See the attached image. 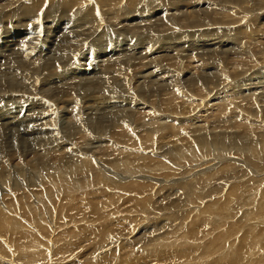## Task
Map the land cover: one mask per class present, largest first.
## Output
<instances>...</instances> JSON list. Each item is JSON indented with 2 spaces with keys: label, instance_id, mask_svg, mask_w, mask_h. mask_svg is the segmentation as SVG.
I'll list each match as a JSON object with an SVG mask.
<instances>
[{
  "label": "bare ground",
  "instance_id": "obj_1",
  "mask_svg": "<svg viewBox=\"0 0 264 264\" xmlns=\"http://www.w3.org/2000/svg\"><path fill=\"white\" fill-rule=\"evenodd\" d=\"M46 1L0 0V33L6 34L11 23L18 33L32 27L47 31L51 23L46 19L50 15L64 19L67 25L60 34L53 37L48 34L44 40L55 42L51 50H56L58 57L40 59L44 49L39 47L38 41V44L32 42L35 41L32 36L31 41L25 38L28 40L23 47L28 55L21 54L22 48L18 52L17 47L11 48L18 43L15 40L0 41L5 45L12 43L9 48L0 47L4 53V58L0 59V66L4 68L0 70V104L8 100L5 95L19 93L15 97L25 98L36 108L24 117L15 114L16 117L10 118L7 111L0 109L3 118L0 133L16 128L23 131L20 140L28 144V148L39 149L24 154L29 158L21 157L16 148L7 150L9 153L0 157V184L4 186L0 191H5L3 199L10 198L0 206V264H4V260L10 264H70L74 262H71L72 258L78 259L70 247L61 244L58 236V230L67 226L68 221L51 211L52 207L66 204L67 194H71L68 203L75 223L82 224L89 232L97 229L96 246L89 253L83 252L87 254L84 255L86 262L94 258L97 251L96 255H100L98 264H108L114 260L117 251L130 246L129 251H124L127 258L132 257L127 264H177L176 250L182 244L181 238L191 230L190 216L183 210L192 200L223 193L233 181H239L241 185L242 202L233 203L229 218H215V224H226L231 219L239 222L242 227L237 230L243 232L241 237L229 241L234 229L224 233L221 242L257 257L258 251L264 249V219L252 220L262 214L255 201L264 199V93L259 92L256 85L257 77L264 76V0H52L55 9L44 7ZM252 17L256 20V29L243 25ZM106 26L121 34L125 31L133 39L136 36L133 47L137 52L144 49L146 58L139 62L137 56L132 58L125 54L114 60L110 56V62L106 65L103 62L101 67V74L106 75L95 77L93 81L85 77L70 85L53 86V79L46 80L39 68L61 67L71 50L83 55V49L97 36L98 41L93 43L96 48L108 43ZM175 28L181 31L178 36L177 33L166 34ZM210 37L228 38L231 47L222 50L216 46L201 47ZM6 63L9 66L5 68ZM137 75L142 83L135 80ZM17 84L25 91H18ZM37 87L45 89L37 90ZM98 96H101L100 104L95 99ZM109 105L115 110L105 111L104 106ZM200 107H203L201 112ZM55 108L58 110L54 111ZM97 109L104 112L92 122L87 111L93 113ZM40 110L43 115H38ZM56 113H60V122L69 123L63 131L53 128ZM78 116L89 117L90 122L86 120L83 126H78ZM21 121L29 124L19 130ZM16 135H20L19 132ZM69 137H74V141L69 142ZM3 147L1 141L0 151ZM154 155L159 156V160L153 159ZM35 157L37 160L33 159ZM67 158H70L68 165ZM222 158L226 160L224 163ZM22 159L29 166V169H22L28 174L27 179H23L28 181V188L24 183L20 186V182L11 176L10 168L17 169ZM7 161L13 163L10 168ZM162 162L179 165L174 171L162 174L171 182L163 180L164 185L155 189L150 183L138 180L144 167L149 164L157 169L160 166L156 163ZM202 163H207L204 169L193 173L192 169ZM37 175L38 184L29 182L37 179ZM183 176L193 177L183 182L184 178L177 179ZM244 176L250 178L241 182ZM30 188L37 190L29 192ZM93 188L97 190L93 191ZM16 192H20L19 195H15ZM94 195L103 196L102 201L98 199L101 204L98 205ZM124 195L130 196L137 205L148 206L150 212L146 219L151 216L154 219L138 229L133 215L130 224H137L128 231L129 237H125L128 233H120L107 236V240L103 229L105 219H113L114 211L109 209ZM92 196L98 203L92 202L94 209L90 204L85 209L99 211L101 215L97 220L85 214L87 211L82 208L75 207L78 203L85 206ZM140 198L142 200L138 202ZM105 206L110 208L103 214L101 208ZM161 212L162 216L157 217ZM150 224L153 230H150ZM206 226L214 227V224ZM137 235L141 238H134ZM197 237H200V243H197ZM197 237L193 239V247L204 242V235L198 233ZM4 242L11 245L5 246ZM136 245H139V251L135 253ZM36 249H44L41 256L46 262L32 259L37 256ZM198 264L207 263L203 260Z\"/></svg>",
  "mask_w": 264,
  "mask_h": 264
},
{
  "label": "rangeland",
  "instance_id": "obj_2",
  "mask_svg": "<svg viewBox=\"0 0 264 264\" xmlns=\"http://www.w3.org/2000/svg\"><path fill=\"white\" fill-rule=\"evenodd\" d=\"M46 6L52 7L54 9L56 8V6L54 5L52 0H47L46 4L44 5V7H46ZM100 10L103 12L104 11L103 7ZM56 17H57V15H50L46 19V21L51 23V24L48 25L49 28H48L47 31H43V28L40 30V27L39 28L32 27V29L29 28V30H27V29H24V31L20 30L19 33H18V31L15 30L16 28H14V26L11 25L12 24L11 23L10 25H8V29H7V26H6V29H7V33L6 34H3L4 32L1 31L2 33H0L1 34L0 35V41H4V40L6 41L8 39H11L13 41L14 40L17 41L18 43L14 44V46L11 47V48H13V50H14V48L17 47L16 48L17 52H18V50L20 48H22V49H20V51L21 52L23 51L25 53H23V52L21 53L19 51V55H21V54L28 55V54H26L27 51H25L27 49H25L23 47L25 46L24 45L25 41L28 40V39H25V38H29V41H31L32 39H30V37L32 36V37L35 38V41H32V42H35L37 44L39 42L40 43V44H38L39 47H41V49H44V55L45 56L44 55H40L39 56L40 59L44 60V58H50V57L53 58V57H55L57 55V51L56 50L55 51L51 50V49H54V47H55L54 43L55 42L52 43L51 39L48 40V41H44V40H46V37H47L46 35L51 34L52 37H53V35L56 36V35L60 34L59 31H61V30L64 31L63 30L64 26H67L66 23L64 22V19H60V18L57 19ZM52 20H54V21H52ZM60 20H61V22H60ZM53 23H54V25H53ZM80 24H82V23H78L77 25H80ZM243 25H246L247 27H249L251 29H256V20H255L254 17H252L250 19H247L243 23ZM106 27H107V29H105V30H107V32L105 31L106 32V37H108L106 40L108 41V43L106 42V44H103L102 46H99V49L96 48L93 45L94 41H96V42L98 41V40H96V39H98V36H97V38L92 42V44H90V46L88 45L86 47L87 49L86 48L83 49V52H84L83 55H82V53L75 52L74 50H71V52H69L70 55H69L68 59L65 61V63L61 67L52 69L49 66H44V68H39V71L42 72V74L44 75L46 80L51 81V79H53L52 80V81H54L53 82V86H55L57 84L59 86V85H62V83L64 85H70L71 83H74L75 81H78V79H83L85 77H86V79H90V80L93 81L96 78L102 77V75L105 76L106 73L102 72L103 74H101V71H102L101 67H102V65L104 66V64H102V63L104 62L105 65H106L108 62H110L111 58H112V60H114V58L119 56L117 58V59H119L122 56H125V54H127L126 55L127 57L129 56V57H132V58H135L137 56L138 60H136V61H139V62L143 61L146 58L145 56H147V53L144 51V49H141L140 52H137L135 47H133V46H135V42L134 41H136V36H135V38H134L135 40H134L133 38H131L132 35L125 33V31H124V33L121 34L119 32V30H117L118 31L117 32L115 28L113 29L110 26H106ZM50 29H51V31H50ZM55 29H57L58 31L55 30ZM8 30H10V31H8ZM55 31L58 32V33H56ZM48 32H50V33H48ZM179 32H181L180 29H176L174 31L167 32L166 34L169 35V34H172V33H174V34L177 33L176 35L178 36ZM12 33H13V36H12ZM28 33H30V34H28ZM40 36H42V37H40ZM23 40H24V42H23ZM36 41H38V42H36ZM2 43H4V42H0V47L9 48L8 46H12L11 45L12 43L8 44V45L2 44ZM205 43L206 44H201V47H204V46L207 45V46L212 48V46H216L218 48V50H222L223 48L228 49V48L231 47L230 40L228 38H225V37H224V39L221 38V37H217V38H214V39L212 37H210L209 40L207 42H205ZM88 48H89V50H88ZM131 48H132V50H131ZM23 49H25V50H23ZM87 50L89 52H87ZM85 51H86V54H85ZM0 53H1L0 54V59H3L4 58V53H2L1 50H0ZM35 53L37 54L38 52L35 51ZM87 54H89V55H87ZM77 55H78V57H77ZM74 56H75V58H74ZM101 56H102V58H101ZM110 56H112V57L110 58ZM56 57H58V56H56ZM86 57H87V59H86ZM71 59L74 60V61H72ZM122 59H124V58H122ZM146 63H147V60H146ZM0 64H1V62H0ZM6 64L7 65L5 66V68L7 66H9L8 63H6ZM100 64H101V66H100ZM0 67H2V68H0V70L4 69L3 65L0 66ZM97 68H101V69H97ZM13 72H15V71H13ZM73 72H75L76 75ZM97 72H100V73H97ZM136 72L139 73L138 71H136ZM6 73H10V72L7 71ZM67 74H68L69 77H67ZM81 74H85V75L82 77ZM57 76H59V77H57ZM263 79H264V76L263 77L262 76L257 77V83L258 84L256 83L258 88H260V89H258V91L262 92V93H264V88H263L264 87V80ZM135 80H137L138 82H140V81L143 82V80L140 78L139 75L136 76ZM142 82H140V83H142ZM17 86L20 88V90H18V91H22V92L25 91L24 88H22L20 85L17 84ZM51 86H52V84H51ZM261 88H262V90H261ZM38 89H45V88L37 87V90ZM14 90H17V89H14ZM12 94H13L12 96L10 95V93L5 95L8 100H3L4 102L2 101L1 104H0V109H3L4 111H7V113H8L7 116H9V118H10V116L11 117H16V115H17L19 117H24V116H26V114H31L32 113V108L34 109L33 111H35L36 108H34V106L32 104H30L27 100H24L25 98H19V97L17 98V97H15L19 93H12ZM100 97L101 96H98V97L95 98V99H98L97 100V101H99L98 104H100V100H101ZM26 99H28V98H26ZM45 101H46V99L44 100V102ZM126 103L127 102H125L123 104L127 105ZM114 105H117V104H114ZM52 107L54 108L55 106H52ZM111 107H112V105L104 106V110L105 111L115 110V108H113V107L111 108ZM198 109L201 112L203 107H200ZM57 110H58V108L54 109V111H57ZM61 110H62V108H61ZM98 110L99 109H97V111H95L93 113H91L90 110L87 111L88 114H91V117H90L91 119L90 120H92V122L96 118L100 117L98 114L104 112V111H98ZM63 111L66 112L65 107H63ZM167 114H169V113H167ZM38 115H43V110H40L38 112ZM57 115H58V117H57ZM54 116L56 118L54 117L53 119H55V120L52 121L53 128L58 129L60 131H63L65 126H67L69 123L67 121L66 122H64V121L60 122V120H59L60 113L59 114L56 113ZM61 118L65 119V117L63 115L61 116ZM67 118H69V116ZM88 118L89 117L83 118V116H78V119H77V123L79 124L78 126H83V124H84V122L86 120L88 121L87 123H89L90 121L88 120ZM2 119L3 118L0 116V125L2 123V121H1ZM57 122H58V124H57ZM19 124H18V129L20 130V129L24 128L26 125H28L29 123H25V122L21 121ZM196 126H199V124H196ZM190 127L193 128V126H190ZM45 128H50V127L45 126ZM14 129L15 130L12 129L9 132L3 133L4 135L2 133H0V140L4 144L3 150L0 151V157H2V155L5 157V155L9 153V151H7V150L11 151L14 148H16L17 151H20L21 157L25 156L26 158H29V156H26L24 154L35 152L36 150H39V149L38 148H35V149L28 148L29 145L26 144V143H23V140H20V138L23 136V131L20 132V131L16 130V128H14ZM217 131H219V130H217ZM12 132H14V133H12ZM18 132H19L20 135H16V134H18ZM220 132H222V131H220ZM67 139H68L69 142L74 141V137H69ZM1 141H0V143H1ZM8 141H9V143H8ZM32 148H34V147H32ZM158 157L159 156H157V155L152 156L153 159L154 158H158ZM24 159H22V161L20 162V166L18 167L19 169L18 168L16 169V168H13V167L10 168L13 163L9 164L8 161H7V166H9V168L11 170V176L13 177V180L16 179L17 181H19L20 182L19 183L20 186H21V183L22 184L24 183V185L27 186V188H28V181H24L23 180L24 178H26V176L28 174H24V172H22V169H25V168L29 169V166L27 165V163L24 162ZM33 159L37 160V157H35ZM222 159H223V163H224V161H226V160H225V158H222ZM1 160L2 159H0V161ZM158 160H159V158H158ZM67 161L68 162H66V165H68L67 163L70 164V158H67ZM198 163H201V162L199 161ZM156 164L159 165L160 168L156 169V168L153 167V165H149V164L146 167H144L142 173L140 174V179H138V180H142L145 183H150L153 188L159 189L160 187H162L164 185V182H162L163 180H165V181L167 180V182L168 181L171 182V179L163 178L162 174H164V173L167 174L169 170L174 171L176 168H178L179 165L178 166H171V165H169L167 163H163V162L162 163H156ZM206 165H207V163H202L201 166L193 168L192 169L193 173H196L197 171L202 170L201 168L205 167ZM189 166H191V164H189ZM217 167H219V165ZM28 171L30 172L31 170H28ZM20 172H22L23 175ZM203 172H206V169ZM51 174H52V172H51ZM256 176H254V177H256ZM192 177L193 176H189V177H187V176L184 177L183 176V177H178V178L175 177V178H177V179L184 178V179L181 180L183 182L184 180H189ZM245 178H250V176H246V177L244 176V178L241 179V182L247 180ZM131 180H133V179H129L128 181H131ZM0 181H1V179H0ZM29 182H34L35 184H38L39 183L38 175H37V179L36 178L30 179ZM102 186L103 185H101V187ZM3 187L4 186L2 184H0V189H2ZM96 188L95 189L93 188L92 190L96 191L97 190ZM31 190L36 191L37 188H33V189L30 188L29 192H31ZM241 190H242V188H241V185H240L239 181H233V182H231V184H229L227 187H225V189L223 190V193L218 192V193L214 194L212 197H201V198H198L196 200L190 201V203L187 205V209L183 210V212L184 211L188 212V214L190 216V219H191L190 228H191V230L187 231L186 234H185L186 236H183L181 238L182 244L176 250V254H177L178 258H179V260L177 261V264H198V261H203V260H205V262L207 264H264V258H262V256H264V249H260L259 250L257 248V250H259L258 251L259 254L257 253V257H254V255L251 254L249 251H244L241 248H238L237 246L233 247V246L228 245L227 243L221 242V238L224 235V233H226L228 231H232L234 229H236L235 232H234V235L231 233V239L229 241L232 242L234 240H238L241 237L240 235L243 232L237 230V228H241L242 227V225H240L239 222L234 221V220L231 219L226 224H215V218H229L228 213H229V210L231 209V205L233 203L242 202L241 201ZM87 191L88 190H86L85 192H87ZM111 191H113V190H110V192ZM114 192L116 194V191H113L112 193H114ZM4 193H5V191H3V190L0 191V200H1L0 206L2 205L3 201H4V203H7V201L10 199L9 197H7V199L6 198L3 199V194ZM16 193L17 194H15V195H19L18 193H20V192H16ZM94 196H96L95 198H97L96 199L97 201H98V199L99 200L100 199L103 200V196H97V195H94ZM94 196H92L89 199H87V204L88 205L86 204L85 206L82 207L81 204L78 203V204L75 205V207L77 209L82 208V210H84V212L87 211L85 214H87L89 217H91V216L92 217H96L95 220H97V217H100V215H101L99 211L93 212L94 211L93 210V211L89 212V210L85 209V208H87L89 206V204H90L91 209L95 206L93 203L96 204V203L99 202L98 205L101 204L100 201H102V200H100L98 202L97 201L95 202L94 201V199H95ZM65 197H66V204L63 207H59V206L52 207L51 211L53 213H55L56 215L62 217L63 219H66V221H68V223H69L67 226H65L63 228H60L58 230V236L60 237L61 244H63V246L70 247V251H72L75 254V255L73 254L74 257H78V259L76 258L77 260L76 259L74 260V258H72L71 262H73V261L74 262L70 263V264H98L100 262V255L99 256L96 255V254H98L97 251L94 254V258H92L90 261L86 262L84 260L86 258V256H87L86 253H89L91 251V249H94V247L97 244V238H96L97 229L92 230V231L89 232V231L84 229L82 224L75 223V221H76L75 220V216L73 214L71 206L68 203L69 199L71 197V194H67ZM98 197H102V198H98ZM80 198H81V196H80ZM85 198H87V196ZM91 198H93V199L91 200ZM124 198H125V200H124ZM124 198L121 201L120 200L117 201L115 203V206H113L112 208L109 207L110 209L107 208L106 206L101 208V211L103 212V214L107 213L109 210H112V212L114 211L113 212L114 215L111 216V217H113L114 220L113 219H108V220L105 219V222H104L103 229H105V231H106V237L107 236L113 237L114 235L118 236V234H120V233H122L123 235L128 233V235H126L125 237H127V236L129 237V232L128 231L132 230L133 228H135V226H136L135 224L138 223L137 225H138V229H139L140 227H143V225L146 226L148 223H150V221H153V219H154L153 218L154 216H151L150 218L146 219V216L150 212V209L148 210V208H149L148 206L137 205L135 200H130L131 197L127 196V195H124ZM16 199H17V197H16ZM141 200H142V198L138 199V202H141ZM89 201H91V202L88 203ZM246 202H247V199H246ZM256 203L259 205V208L262 210V214L256 215L252 220L264 219V199H257L255 201V204ZM146 208H147V210H146ZM253 208L254 207H250V209H253ZM107 209H109V210L107 211ZM243 209H246V208H243ZM179 212H181V211H179ZM91 213H93V215ZM162 213L163 212L160 213V216L159 215L158 216L155 215V216L161 217ZM133 215L135 216V219H136L137 223L135 222L134 224H130L131 223L130 218L131 217L134 218ZM140 216L142 217V221L139 218ZM127 219H129V220L127 221ZM125 220L127 221V223H126ZM39 223H41V222L39 221ZM140 223H141L142 226L140 225ZM42 224L44 225V223H42ZM63 224H65V223H63ZM102 224H103V221H102ZM207 224H214V227H212V226L207 227L206 226ZM153 229H154V227L151 225L150 226V230H153ZM245 229H248V226ZM66 231H69V232L67 234H65L64 232H66ZM141 232L142 231H140V234H141ZM110 233H111V235H110ZM198 233H199V235L200 234L204 235V237H203L204 242H203V244L201 242V244L198 245L197 247H193L192 246L193 239H195L198 236ZM139 235H137V236H139ZM137 236H135L134 238H141L140 236L139 237H137ZM200 237L196 238L198 240L197 243H200V241H199ZM106 239L109 240L108 237ZM145 244L147 245V243H145ZM3 245H5V246L8 245L9 246L11 244L10 243L8 244V242H4ZM173 245L174 246H178L176 244H172V246ZM148 247H150V246H148ZM97 248H100V247H97ZM12 249L17 251L16 247H13ZM129 250H130V246H127L124 251H129ZM124 251L123 250L117 251L115 253L114 260H112L108 264H127V261L129 262L132 257H128L127 258V256L124 255ZM138 251H139V245H136L134 247V252L136 253ZM83 252H86V253H83ZM42 254H44V249H42V251H39V249H36L35 250V255H37V256H34L32 259H41L40 260L41 263H44L45 260H44V256H41ZM80 254H82V255H80ZM84 255H86V256H84ZM151 260H153V259H151ZM4 264H10V263H8L7 261L4 260ZM159 264H164V262H160Z\"/></svg>",
  "mask_w": 264,
  "mask_h": 264
}]
</instances>
